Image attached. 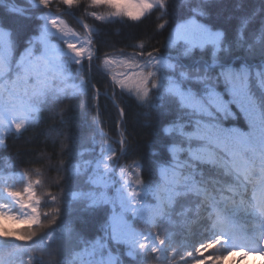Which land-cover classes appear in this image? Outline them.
<instances>
[{"label":"trees","instance_id":"trees-1","mask_svg":"<svg viewBox=\"0 0 264 264\" xmlns=\"http://www.w3.org/2000/svg\"><path fill=\"white\" fill-rule=\"evenodd\" d=\"M120 2L124 5L122 11L136 13L142 10L139 6L144 0ZM18 3L25 11L33 14L30 21H18L24 25L17 29L19 37H23L39 27L38 17L41 12L39 8L32 6L31 0H18ZM192 3L198 5L200 0H192ZM9 6L17 7L16 0H5L0 5V14ZM204 7L210 13L206 19L213 26L225 29L233 36L242 22L248 19L245 37L246 43L254 44L253 52L250 53L244 48L234 55L237 59H248L253 63L261 60V51L255 42L264 28V0H212ZM58 9L62 10L59 18L69 28L77 31L81 40L87 33L78 21L91 26L94 33L93 51L100 58L94 59L90 66L85 58L82 67L76 66L68 57L64 59L63 67H59V61L54 62L55 66L48 74L47 85L40 92H33L31 88L27 91H13L10 87L0 90V111L8 114L21 107L30 108V112L26 111L27 118L19 116L20 119L12 120L9 124L0 123V140L6 139V144L0 145V175H24L32 181H39L35 189L40 200L39 211L42 218V225L33 229L37 230V237L29 244L23 245L19 250L12 245L22 244L20 241L9 245L11 248L0 247V264H11L17 254L22 255L25 260L31 255L35 264H62L63 261L69 264L80 252L86 254L87 264H100L101 245L106 243L121 264H155L148 251L113 244L110 222L112 204L103 203L101 198L103 194L116 202L118 207L117 189L124 196L125 182L128 188L135 187L134 178L138 167L142 168L141 178L155 187L160 182L159 167L167 162L170 145L177 142L187 146L185 136L178 132L169 135L164 129L171 126L172 121L180 119L184 122L185 131H194L197 117L181 112L176 98L167 93L166 85L170 78H177L181 68L191 70L204 63L205 57L200 55L186 59L180 49H169L166 45L161 47V57L175 62L177 71L159 70L161 86L152 89L150 98L141 102L134 91L122 90L121 85L112 81L111 74L103 68L104 55L122 59L124 57L120 55L121 50L124 51L122 55H131L138 50L141 41L146 45L160 47L159 42L164 40L167 30L175 26L187 13L170 4L166 13L169 25L164 31H160L155 27L159 17V13L155 12L139 22L128 17L96 21L87 13L96 11L98 14L107 15L109 9H92L85 0L78 8L64 10L65 6L54 0L51 12L56 13ZM8 19L16 20L14 17ZM11 26L16 28V24ZM52 43L63 46V41L57 39H53ZM19 51V47L13 51L17 59ZM15 71L14 68L13 73L6 79H14ZM113 71L118 72L120 69L114 68ZM119 78L124 79L123 76ZM35 82L34 77L30 78V85ZM129 83L135 88L139 81L125 80L126 85ZM119 108L123 109V117L118 111ZM233 111L239 110L234 107ZM205 120L216 125L215 128L210 126L202 130L201 135L205 137L215 138L220 129H237L244 133L252 131L242 114L228 120ZM18 124L22 125V130H17ZM260 136L261 131L257 127L252 137L253 144L257 147ZM123 138L125 142L122 146ZM204 143L207 140L193 139L192 147H199ZM246 155L251 158L253 154L248 152ZM181 164L183 172L177 171L175 176L178 182H183L184 174L194 176L209 192H214L213 195L221 194L224 178L217 169L198 164L186 154ZM126 167L129 168L131 178L121 173V169ZM252 190L249 185L247 193L243 194L244 204L239 203L240 195L235 197L238 205L235 209L236 217L242 228L258 223V218L249 214L254 203ZM238 191L243 193V189ZM148 199L151 201L152 197L149 196ZM94 201H98L95 206ZM199 203V197L190 195L179 201L177 211L182 207L191 208L194 213L198 210L202 215L203 208L197 209ZM54 208L58 211L53 212ZM138 227L146 232L160 234L175 231L177 241L183 236L179 227L173 229L166 222L154 229H149L147 225ZM61 228L64 231H60ZM196 230L200 231L199 228ZM129 251H133V256L128 255ZM221 253L222 250L218 248L214 254ZM228 257L231 263L236 259L239 262L243 259L247 264H264V254L259 253L244 258L239 253ZM227 259L220 264H224Z\"/></svg>","mask_w":264,"mask_h":264},{"label":"snow or ice","instance_id":"snow-or-ice-1","mask_svg":"<svg viewBox=\"0 0 264 264\" xmlns=\"http://www.w3.org/2000/svg\"><path fill=\"white\" fill-rule=\"evenodd\" d=\"M4 2L5 0H0V5ZM16 2L17 7L9 6L0 14V90L10 87L13 91H27L31 88L33 92H40L47 85L48 74L55 66L54 62L59 61V67H63L64 59L70 57L76 66L82 67L85 58L89 66L94 59L100 58L93 51L94 33L91 26L88 23L82 24L87 35L81 40L80 34L59 18L61 9L56 13L51 12L54 0H31L32 6L39 8L41 12L38 17L39 27L27 36L19 37L17 29L24 25L18 21H30L33 14L25 11L18 0ZM55 2L65 6L64 10H72L82 6L85 0ZM86 2L92 9H109L107 15L98 14L96 11L87 13L96 21L128 17L139 22L150 13H159L155 27L160 31H164L169 25L166 13L170 4L187 13L175 26L167 30L168 34L159 42L160 47L146 45L141 41L138 50L131 55H122L124 51L121 50L120 55L124 57L122 59L104 55L103 68L111 74L112 81L121 85L122 90L134 91L141 102L150 98L152 89L161 86L159 70L177 71L175 62L161 57V47L166 45L169 49H180L186 59L200 55L205 57L204 63L191 70L181 68L177 78H170L166 85L167 93L176 98L181 112L194 115L197 119L194 122V131H185L184 122L180 119L172 121L171 126L164 129L169 135L178 132L185 136L187 146L177 142L170 145L167 162L159 167L160 182L155 187L149 185L141 178L142 168L138 167L134 178L135 187L128 188L125 182L124 196L117 189L118 207L116 202L102 194V202L112 204L110 222L113 244L148 251L155 264H220L228 255L264 254V28L255 42L259 45L261 60L253 63L248 59H237L234 55L244 48L250 53L253 52L254 44L246 43L245 37L249 20L242 22L235 36L225 29L213 26L206 19L210 13L204 7L212 0H200L198 5H194L192 0H144L139 6L142 10L136 13L122 11L124 5L120 0ZM8 17L16 20H9ZM12 24H16V28ZM53 39L63 41V46L52 43ZM17 47L20 49L18 59L13 55ZM14 68L15 78L6 79L13 73ZM114 68L120 71L115 72ZM121 76L124 79H120ZM32 77L36 82L30 85L29 80ZM125 80L139 83L132 88L131 83L125 84ZM234 107L239 111L234 112ZM118 111L123 116V109L119 108ZM241 114L247 119L252 131L244 133L237 129H220L215 138L201 135L203 129L216 127L215 124L206 122L205 118L228 120ZM16 127L17 130H22V125L18 124ZM257 127L261 131L258 147L252 141ZM193 139L207 140V143L192 147ZM5 144L6 139L0 140V145ZM248 152H252L251 158L247 157ZM185 154L198 164L218 170L224 178L223 191L219 196L209 192L194 176L184 174L182 183L175 179L177 171L183 172L181 161ZM121 173L131 178L129 168H122ZM5 179L0 175V181ZM35 183L38 184L39 181ZM249 185L253 189L251 197L254 202L249 214L256 216L258 223L242 228L236 217L235 209L238 205L235 197L240 195L239 203L244 204L243 194L247 193ZM238 189H243V193ZM28 190L37 201L32 206V212L39 217L35 225L40 226L42 220L39 216V196L32 182L29 183ZM8 195L18 200L20 194L9 191ZM190 195L199 197L197 209L203 208L202 215L198 210L194 213L191 208L182 207L177 211L179 201ZM149 196L152 197L151 201ZM3 199L4 194L0 193V200ZM97 203L98 201H94V206ZM52 211L56 212L58 209L54 208ZM4 219L16 221L20 218L5 214ZM165 222L173 229L179 227L182 230L183 236L179 241L175 231L160 234L146 232L138 227L147 225L149 229H154ZM197 228L200 229L199 232ZM60 231L64 229L61 228ZM32 233L33 235L25 237L0 227V237L23 242L12 245L17 250L29 244L38 234L37 230H32ZM4 243L10 242L5 239ZM218 248L222 253L215 255ZM101 249L100 264H121L106 244L101 245ZM104 249L107 251H103ZM128 255L133 256V251H129ZM27 264H35L34 257L30 255Z\"/></svg>","mask_w":264,"mask_h":264},{"label":"rangeland","instance_id":"rangeland-1","mask_svg":"<svg viewBox=\"0 0 264 264\" xmlns=\"http://www.w3.org/2000/svg\"><path fill=\"white\" fill-rule=\"evenodd\" d=\"M26 111L30 112V108L28 106H25L24 108L23 107L18 108L17 110H12L8 114L4 113V111H1L0 114L2 115H0V119L4 120L5 122L15 119L17 116H21L24 119L27 118ZM5 178H6L5 180L0 181V193L4 194V199L0 200V227L6 229L8 221L4 219L5 214H10L15 217H19L20 219H25L33 215L32 206L36 205L37 201L33 198V194L28 190V188L30 182H32L34 188L37 185L35 181L30 180L28 177L24 175L19 177L10 175V176H5ZM9 191H15L19 193L20 194L19 199L17 200L12 196L8 195ZM40 226L33 225L31 231ZM24 231H25L24 229H21L18 234L22 235ZM36 237L37 235L35 236L34 239H36ZM5 239H8L10 243L5 244L4 243ZM14 242H16L14 238L0 237V247L11 248L9 247V245L13 244ZM27 261L28 260H25V258L22 255L17 254L13 257V262L11 264H27ZM231 262L232 261L230 257H228L227 261L224 264H241V262H239L237 259L235 260L234 263ZM62 264H66V263H64L63 261ZM69 264H87L86 254L83 252L78 253L71 260Z\"/></svg>","mask_w":264,"mask_h":264},{"label":"clouds","instance_id":"clouds-1","mask_svg":"<svg viewBox=\"0 0 264 264\" xmlns=\"http://www.w3.org/2000/svg\"><path fill=\"white\" fill-rule=\"evenodd\" d=\"M39 217L32 215L26 219H20L16 221H8L6 230L9 232H16L19 233L21 229H24L23 236L28 237L33 235L31 228L33 225L36 224V221ZM240 257H245L243 253L239 254ZM241 264H247V261L241 259Z\"/></svg>","mask_w":264,"mask_h":264},{"label":"bare ground","instance_id":"bare-ground-1","mask_svg":"<svg viewBox=\"0 0 264 264\" xmlns=\"http://www.w3.org/2000/svg\"><path fill=\"white\" fill-rule=\"evenodd\" d=\"M114 104H115V106H117L118 107V105L116 104V102L114 101ZM122 142H123V140H122Z\"/></svg>","mask_w":264,"mask_h":264}]
</instances>
